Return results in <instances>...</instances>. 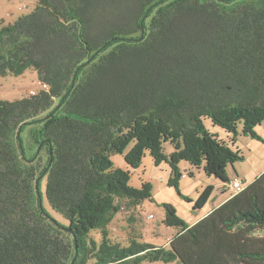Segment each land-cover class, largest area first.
Wrapping results in <instances>:
<instances>
[{
  "label": "trees",
  "instance_id": "trees-1",
  "mask_svg": "<svg viewBox=\"0 0 264 264\" xmlns=\"http://www.w3.org/2000/svg\"><path fill=\"white\" fill-rule=\"evenodd\" d=\"M37 2L0 26V77L31 68L45 88L0 100V264H264V171L193 226L163 204V224L177 230L168 249L121 246L107 228L123 204L154 202L147 182L132 188L131 170H113L111 155L130 143L129 168L148 152L178 188L181 161L228 185L241 159L203 118L263 142L253 129L264 122V0ZM44 179L67 226L40 202Z\"/></svg>",
  "mask_w": 264,
  "mask_h": 264
},
{
  "label": "rangeland",
  "instance_id": "rangeland-1",
  "mask_svg": "<svg viewBox=\"0 0 264 264\" xmlns=\"http://www.w3.org/2000/svg\"><path fill=\"white\" fill-rule=\"evenodd\" d=\"M37 0H0V26L13 24L19 18L26 16L37 7ZM44 88L40 84L37 73L34 69L26 70L21 76L0 77V100L13 102L32 96L31 92L38 94ZM203 125L208 133L226 142L227 146L234 152H239L241 159L227 168L230 178L244 176L247 184L252 183L264 171V122L256 126L253 131L262 139L252 138L250 135L242 133L241 123L237 124L236 135L228 134L222 128L212 124L209 118H203ZM133 143H130L122 153L112 154L111 161L113 170H131L128 185L132 188H140L141 182L150 185L154 202H145L136 208L128 209L124 204L115 215L110 225H108L109 236L113 243L127 246L132 239L150 244L154 247H164L168 249L170 239L175 235V228L166 227L163 224L165 217L163 204H169L175 209L177 217L193 226L211 211L217 200L227 198L231 191L227 188L225 192L221 186V181L213 176H207L202 167L194 168L187 162L181 161L177 167L183 175L179 180V187L168 184L171 177V170L168 164L161 163L156 166L152 158L145 153L140 166L136 169L129 168L124 162V156L129 152ZM174 151L172 144H163V153L168 156ZM189 171L192 173L189 175ZM236 172V173H235ZM253 177V180L251 179ZM211 186L212 191L209 199L200 209H193L194 203L200 198L205 188ZM40 202L44 210L63 226H67V221L58 213L51 210L45 195V179L41 181ZM180 190V192L178 191ZM223 191V192H222ZM180 194L191 199V203L180 198ZM90 238L100 242L99 231H92ZM143 264H164L160 261L144 262ZM179 264V263H172Z\"/></svg>",
  "mask_w": 264,
  "mask_h": 264
},
{
  "label": "crops",
  "instance_id": "crops-1",
  "mask_svg": "<svg viewBox=\"0 0 264 264\" xmlns=\"http://www.w3.org/2000/svg\"><path fill=\"white\" fill-rule=\"evenodd\" d=\"M189 173H191V171H189ZM236 173V172H235ZM227 177L229 178V180H230V182L233 180V179H235V178H237V179H239L240 181H241V184H242V186L245 188L247 185H245V184H247V180H246V178H244V176H238L237 174L235 175V177H233V178H230V176H229V174H228V172H227ZM252 180H253V177L251 178ZM247 181V182H246ZM229 182V183H230ZM221 183V186H223V188H224V192H225V190L228 188L229 189V191H231L230 190V188H229V184L228 185H226V184H224L223 182H220ZM249 183H251L250 181H249ZM222 191V192H223ZM233 192L231 191V194H232ZM231 196V195H230ZM230 196L229 197H227V198H221V200H217L216 201V205H213L212 206V209H211V211L213 210V209H215V208H217L218 206H220L221 204H223L225 201H227L229 198H230ZM210 211V212H211ZM210 212H208V213H210ZM207 213V214H208ZM207 214H205V215H207Z\"/></svg>",
  "mask_w": 264,
  "mask_h": 264
},
{
  "label": "built area",
  "instance_id": "built-area-1",
  "mask_svg": "<svg viewBox=\"0 0 264 264\" xmlns=\"http://www.w3.org/2000/svg\"><path fill=\"white\" fill-rule=\"evenodd\" d=\"M32 95H34L33 92H31ZM229 188L230 190L233 192V194H237L240 191H242L244 189V187L241 184V181L237 178L233 179L230 183H229Z\"/></svg>",
  "mask_w": 264,
  "mask_h": 264
},
{
  "label": "water",
  "instance_id": "water-1",
  "mask_svg": "<svg viewBox=\"0 0 264 264\" xmlns=\"http://www.w3.org/2000/svg\"><path fill=\"white\" fill-rule=\"evenodd\" d=\"M44 173H45V172H44ZM38 181H39V179H37L36 182H35L36 189H37ZM75 249H76V248H75ZM74 260H75V259H73V260L71 261L70 264H74Z\"/></svg>",
  "mask_w": 264,
  "mask_h": 264
}]
</instances>
